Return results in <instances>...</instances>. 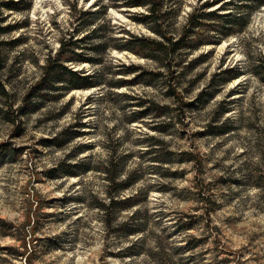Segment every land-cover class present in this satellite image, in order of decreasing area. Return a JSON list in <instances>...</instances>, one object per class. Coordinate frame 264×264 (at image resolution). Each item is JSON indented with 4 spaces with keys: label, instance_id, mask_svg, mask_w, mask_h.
<instances>
[{
    "label": "rangeland",
    "instance_id": "rangeland-1",
    "mask_svg": "<svg viewBox=\"0 0 264 264\" xmlns=\"http://www.w3.org/2000/svg\"><path fill=\"white\" fill-rule=\"evenodd\" d=\"M127 1L0 13V264H264V5L165 0L169 33L204 6L245 24L152 59L117 48L157 38L135 19L148 9ZM94 21L108 40L99 55ZM88 36L78 49L95 62L67 65L101 85L40 91L61 39ZM226 69L240 77L222 84Z\"/></svg>",
    "mask_w": 264,
    "mask_h": 264
},
{
    "label": "trees",
    "instance_id": "trees-1",
    "mask_svg": "<svg viewBox=\"0 0 264 264\" xmlns=\"http://www.w3.org/2000/svg\"><path fill=\"white\" fill-rule=\"evenodd\" d=\"M27 1V2H26ZM253 1V0H252ZM32 0H0V13L3 10H27L31 8ZM256 7L264 5V0H255ZM24 3H27L25 7H21ZM129 7H146L147 14H139L135 19L138 21L150 25L154 33L157 35V38H147V37H135L133 40L137 49L128 47V46H119V49H127L132 52H136L138 54H142L146 58L158 59L160 56H163L164 59H170L171 56L179 54L182 51H194L198 49L200 46L205 44H217L220 42L222 36L229 35L232 32H236L237 29L235 27H239V25H244L243 15L233 16L229 13L220 14L217 11H208L206 12V7H200L199 9L193 11L189 15L188 24L185 25L179 35L174 33H169L167 30L168 26L166 24L167 18L165 14L168 13L169 10L166 9L165 0H128L126 2ZM209 5V4H208ZM207 5V7H208ZM254 6V7H255ZM246 8L249 6L245 5ZM239 8V7H238ZM76 9V8H75ZM241 9V6L239 10ZM172 13H174V17H177L180 10L181 5L170 9ZM81 14V12H79ZM82 17L79 16L77 20H80ZM213 21L214 23H218L219 25L225 26L221 27H213L210 31H214V35L209 36L206 40L201 41L199 38L203 35V31L211 33L208 30H205V22ZM94 26L92 32L95 35V42L93 46H90L88 50L93 51L96 55H99L104 49L107 48V38L103 34H97L101 31V26L95 24V21L92 22L88 27ZM82 26L78 28L77 32H83L86 26ZM229 27V28H228ZM0 30L6 32L7 30L0 27ZM9 31V30H8ZM96 33V34H95ZM1 34V32H0ZM91 36L82 39L73 40V37L67 39L64 37L61 39L59 53L56 55H49L46 64L43 68V75L38 81V89L42 92H60L64 94H68L75 89H90L91 87L100 86L102 82L94 80V76L84 75L80 71L76 69L70 68L67 63H85V62H95V60L88 57L87 53L80 51L84 48L80 43L90 39ZM100 61V60H97ZM99 63V62H97ZM172 64L169 62V65ZM223 74L226 78L222 79V84H226V82L231 81L233 79H237L240 77V70L234 69H226ZM0 94H6L5 85L0 82ZM4 156V151L0 150V160ZM113 165V163H112ZM119 179V176H115L110 178L112 182H115ZM127 184H123L120 190L126 188ZM117 196L110 195L108 201L110 206L116 204ZM136 205L135 203L131 204ZM133 218L132 220H134ZM134 223L125 222V226H132ZM187 229H191L192 225L189 223L185 226ZM141 230H131L130 234H136Z\"/></svg>",
    "mask_w": 264,
    "mask_h": 264
}]
</instances>
